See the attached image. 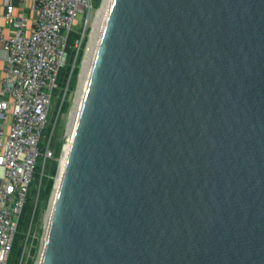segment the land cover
Instances as JSON below:
<instances>
[{"label":"water","instance_id":"water-1","mask_svg":"<svg viewBox=\"0 0 264 264\" xmlns=\"http://www.w3.org/2000/svg\"><path fill=\"white\" fill-rule=\"evenodd\" d=\"M56 191L41 264H264V0H111Z\"/></svg>","mask_w":264,"mask_h":264},{"label":"built area","instance_id":"built-area-1","mask_svg":"<svg viewBox=\"0 0 264 264\" xmlns=\"http://www.w3.org/2000/svg\"><path fill=\"white\" fill-rule=\"evenodd\" d=\"M18 2L17 15L12 3L6 5V20L13 27L11 37L5 38L0 31L7 62L0 82V264L10 263L30 197L39 201L48 162L57 163V178L63 167L69 139L57 156L51 148L53 137L70 102L74 73L85 60L83 50L92 34L88 36V30L92 27L93 31L97 13L94 0ZM79 16L85 17L83 32L72 47L70 63L69 44ZM68 66L70 72L61 86L62 72ZM54 99L58 110L48 138ZM37 208L38 203L33 221ZM26 246L19 264L25 262Z\"/></svg>","mask_w":264,"mask_h":264},{"label":"rangeland","instance_id":"rangeland-1","mask_svg":"<svg viewBox=\"0 0 264 264\" xmlns=\"http://www.w3.org/2000/svg\"><path fill=\"white\" fill-rule=\"evenodd\" d=\"M101 6H102V0L101 1L100 0H94V7L97 10V13H96L95 19H94L93 24H92L93 27H94V23L96 21V18L98 17ZM84 21H85V17L79 16L78 17V24L74 27L75 33L72 34L70 44H69L70 47L68 50L69 61H71V58L73 56V48L72 47L75 44L76 40L78 39L79 35L83 32ZM88 31H89V33H88V36H89L92 32V27ZM88 42H89V37H88L87 43ZM87 43H86L84 50H83L84 51V57H85V53H86ZM83 65H84V62H83ZM83 65H82V62L79 65V73H78V77H77V83L75 82L76 72L74 73L72 87H74L73 86L74 82L76 83V85H75V88L70 95V98H69V101H70L69 102V109L67 111H64V115L60 118L59 123H58L57 128H56V131H55V135L53 137V144H52L51 148L55 154H58L59 151L61 150L62 145L67 144L68 139L71 138L68 135V126H69V122H70V118H71V112H72V109L75 105V101H76L77 96H78V90H79V86H80L79 80H80V76L82 73ZM57 103H58L57 99H54L51 117H50L51 128H48L46 131V135L48 136V138L51 135L52 123L56 120V115H57V110H58ZM56 170H57V163L53 162V161H49L47 164V172H46L47 178L50 179L51 175L54 174ZM57 172H56L55 176H53L54 177V179H53V190H52L51 194L48 197H42V199L40 201H37V198L35 197L36 199L34 200L33 205L36 206L37 203L39 204L38 205L39 209H38V214L36 216V219L33 222V217H34V212H33L31 219L28 218L25 225H23V227L20 230V233L25 236V240L24 241L17 240V244H18L19 248L23 249V251H24L25 246H26V240L28 238V235L31 234L29 244H27V246H26V254L27 255H26L24 264H38L42 260L44 238L46 235V225H47L46 223L48 220L50 207L52 205V201L54 198V193H55L56 188H57V183H56L57 179H58L57 178ZM32 222H33V225H32ZM31 225H32V227H31ZM22 256H21V258H22ZM21 258L19 260V263L21 261ZM17 259L18 258L13 254L11 256V260H10L9 264H16Z\"/></svg>","mask_w":264,"mask_h":264},{"label":"bare ground","instance_id":"bare-ground-1","mask_svg":"<svg viewBox=\"0 0 264 264\" xmlns=\"http://www.w3.org/2000/svg\"><path fill=\"white\" fill-rule=\"evenodd\" d=\"M110 4H111V0H103L101 9H100L99 14H98V17L96 18V21L94 23L93 31H92V34H91L90 44H89V46L87 48L86 57H85V60H84V65H83L82 73H81V76H80V86H79V90H78V96H77V99L75 101V105H74V107L72 109V112H71V118H70V122H69V126H68V135L71 138L69 139V144L67 146L66 156L63 159V167H62L61 172H60V174L58 176V179H57V190H58V188H59V186L61 184V181H62L63 172H64V168H65V165H66V161H67V156H68V153H69L71 140H72V137H73V134H74V131H75V127H76L77 120H78V117H79V113H80V110H81V106H82V102H83V99H84L86 87H87V84H88V79H89V76H90L91 67H92V64H93V61H94V57H95V54H96V50H97V47H98V43H99L100 37L102 35V31H103L104 25H105V22H106V18H107V15H108ZM56 199H57V191L54 193V198H53V201H52V205L50 207L48 220H47V223H46L47 225H46V235H45V238H44V245H43L44 247H45V245L47 243V236H48L49 229H50V224H51L52 215H53L55 204H56ZM44 247H43V249H44ZM42 257H43V252H42ZM41 263H42V260L38 264H41Z\"/></svg>","mask_w":264,"mask_h":264},{"label":"trees","instance_id":"trees-1","mask_svg":"<svg viewBox=\"0 0 264 264\" xmlns=\"http://www.w3.org/2000/svg\"><path fill=\"white\" fill-rule=\"evenodd\" d=\"M101 1V0H100ZM71 40V39H70ZM72 61V59H71ZM70 61V63H71ZM70 72V66H68V68H66L63 72H62V75H61V79H60V85L62 86L63 83H64V80L65 78L68 76ZM76 79H75V82L77 83V75L79 73V69H77L76 71ZM74 82V87H72V90H74L75 88V85L76 83ZM69 109V104H67L65 106V111H67ZM62 148V147H61ZM61 153V150L59 151L58 154H56L57 156H59ZM57 170L55 171L54 174L51 175V178H45L44 181H43V185H42V188H41V193H40V198H39V201L42 199V197H48L52 190H53V179L52 177L55 176ZM35 191H36V188L35 186L33 187V194H35ZM35 199H33L32 197H30V201H29V204L27 205L26 209H25V212H24V216L22 218V221H21V225H20V230L21 228L23 227V225H25L26 221L28 218L31 219V216L34 212V209H35V205H33V202H34ZM39 205V204H38ZM38 209L37 208V211H36V214H35V218L34 220L36 219V216L38 214ZM34 222V221H33ZM17 240L19 241H24L25 240V236L23 234H19L17 239H16V242H15V245H14V249H13V252H12V255L14 254L18 259L16 261V264L19 263V260L21 258V256L23 255V249L22 248H19L18 244H17ZM34 252V251H33ZM11 255V256H12Z\"/></svg>","mask_w":264,"mask_h":264},{"label":"crops","instance_id":"crops-1","mask_svg":"<svg viewBox=\"0 0 264 264\" xmlns=\"http://www.w3.org/2000/svg\"><path fill=\"white\" fill-rule=\"evenodd\" d=\"M8 3H12L16 7V15L20 11V3L18 0H1L0 1V31H3L4 37L9 38L12 35L13 27L6 20V5ZM30 12L29 10H27ZM3 42L0 38V82L3 80L5 76V71L7 67V62L5 59V54L3 52Z\"/></svg>","mask_w":264,"mask_h":264}]
</instances>
